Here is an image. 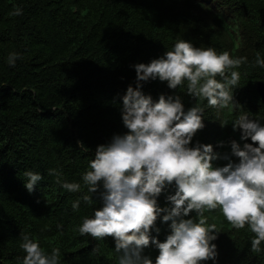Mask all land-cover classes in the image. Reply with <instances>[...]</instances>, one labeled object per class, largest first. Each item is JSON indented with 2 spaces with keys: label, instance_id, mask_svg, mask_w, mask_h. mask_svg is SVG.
I'll return each mask as SVG.
<instances>
[{
  "label": "trees",
  "instance_id": "trees-1",
  "mask_svg": "<svg viewBox=\"0 0 264 264\" xmlns=\"http://www.w3.org/2000/svg\"><path fill=\"white\" fill-rule=\"evenodd\" d=\"M17 7L23 14L10 15ZM180 40L246 57L233 89L239 110L208 107L188 95L186 85L170 89L159 78L140 81L139 90L154 103L161 95L179 96L185 113L201 103L204 127L189 147L211 145L213 153L238 163L231 143L242 148L251 140L242 141L231 121L244 112L264 126L255 91L256 83L264 85V67L255 65L258 53L264 59V0H0V264H21L24 234L46 252L60 247V264H118L112 237L79 234L83 220L103 206L99 192L92 194L93 205L83 202L88 193L81 178L98 146L128 134L122 98L128 87H137L134 66L163 57ZM12 52L20 57L15 67L7 62ZM222 120L229 123L221 126ZM227 163L217 159L213 166ZM49 169L58 170L62 182L80 183L81 191L67 192ZM26 170L43 177L31 192ZM176 190L175 183L167 185L157 207L170 209L167 198ZM165 214L149 231L161 243L171 234ZM205 215L219 233L211 242L215 259L201 264H264V242L260 253H252L247 226L233 229L218 210ZM183 218L195 221L196 213ZM158 255L151 242L141 252L152 264Z\"/></svg>",
  "mask_w": 264,
  "mask_h": 264
},
{
  "label": "clouds",
  "instance_id": "clouds-1",
  "mask_svg": "<svg viewBox=\"0 0 264 264\" xmlns=\"http://www.w3.org/2000/svg\"><path fill=\"white\" fill-rule=\"evenodd\" d=\"M21 8L10 15L20 16ZM19 54L12 52L7 62L15 67ZM246 63V57L234 58L229 52L217 53L212 48H197L191 43L178 41L163 57L148 65H135L137 87H128L123 96L122 122L128 134L116 135L107 145H100L89 169L82 176L87 193L81 197L93 205L92 194L99 192L102 207L93 211L79 226L81 236L101 240L112 237L118 264H152L142 257V249L155 245L159 255L155 264H201L214 260L216 246L211 242L219 233L216 223H208L206 212L219 211L235 230L245 229L253 234L250 251L260 253L264 242V126L247 113L241 112L232 122L233 130L241 131V140H251L241 148L231 143V155L238 158L233 163L227 155L213 153L211 145L189 147L197 131L203 129L205 108L201 103L186 113L179 96L158 102L144 96L139 90L140 81L167 82L170 89L186 85L188 95L197 101H207V106L218 110H239L233 101V89L240 84L237 70ZM255 65L264 67L259 53ZM220 77L221 80H218ZM229 123L221 121V126ZM256 145V146H253ZM78 146L83 148L82 143ZM228 160L224 167H214L213 161ZM26 189L31 192L41 174L26 170ZM48 175L69 193L81 191L80 183L62 182L61 173L49 169ZM175 183L176 192L168 196L172 207H157L156 198L167 186ZM102 187L103 191H100ZM80 199L72 204L78 209ZM165 212L162 221L170 223L171 234L164 242L150 238L149 231L157 217ZM196 213V220L184 219ZM159 232V229L156 230ZM21 249L25 253L21 264H60V247L46 252L39 242L29 235L22 236Z\"/></svg>",
  "mask_w": 264,
  "mask_h": 264
},
{
  "label": "water",
  "instance_id": "water-1",
  "mask_svg": "<svg viewBox=\"0 0 264 264\" xmlns=\"http://www.w3.org/2000/svg\"><path fill=\"white\" fill-rule=\"evenodd\" d=\"M255 91L258 94L261 102L264 105V85L262 83H260V82L259 83H256V85H255Z\"/></svg>",
  "mask_w": 264,
  "mask_h": 264
}]
</instances>
